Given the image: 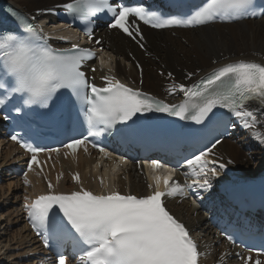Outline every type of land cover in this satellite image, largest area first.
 <instances>
[{"label": "snow or ice", "instance_id": "6c2138e0", "mask_svg": "<svg viewBox=\"0 0 264 264\" xmlns=\"http://www.w3.org/2000/svg\"><path fill=\"white\" fill-rule=\"evenodd\" d=\"M63 7L74 19L88 21L89 25L92 17L106 13L111 17L108 23L110 29H119L132 39L139 37L143 40L140 28L129 18L154 29L197 28L245 18L255 5L253 0H207L190 14L168 16L143 6H128L124 0H116V3L112 0H72ZM17 20L22 31L0 35V90H3L0 108L5 107L9 100L16 99L17 113H24L25 108L33 105L49 109L57 94L67 90L71 94L67 115L56 122L66 126L75 114L76 119L82 118L87 126L88 136L104 132L112 134L115 130L133 137L138 134L137 121L151 113L166 114L208 127L220 119L217 109L241 119L245 128L256 126L257 117L248 104L259 101L264 105V64L247 61L228 63L190 86L173 84L168 89L169 95L178 90L183 93V100L179 104H170L133 89L115 77H104V84L100 87L90 83L82 70L84 62L92 58L88 49L77 45L69 50L55 49L41 35L42 29L38 31L18 15ZM92 31L89 27L86 32L90 41ZM137 67L140 65L137 64ZM168 75L172 76L171 73ZM191 77L189 73L187 78ZM117 125L123 127L117 128ZM253 135L264 144V133L254 132ZM12 139L34 154L28 165L31 169L33 164L38 163L35 153L44 149L17 136ZM89 142L88 137L70 139L64 147L76 152L81 145ZM220 143L221 140L216 139L211 148L187 160L189 167L198 168L195 175L203 177L202 180L193 179V184L204 191L212 186L209 172L216 177L220 170L226 168L224 163L207 168L209 163L215 165L216 161L205 158ZM93 147L96 145L93 144ZM99 151L109 155L102 147ZM158 166L162 165L155 160L151 162L152 169ZM168 172L163 180L165 190H161L160 177H155L154 190L143 196L123 194L116 187L99 195L83 187L69 194L54 193L49 182L48 194L39 195L25 207L33 229L38 235H45L46 246L53 235L61 234L71 239L79 257L77 264H198L200 252L197 244L162 199L185 195L184 187L172 180L175 169L170 168ZM72 179L79 183L78 174ZM28 183L25 178V184ZM148 187L153 189L151 184ZM250 259L246 258L245 264ZM58 264H66L64 255L59 257ZM255 264H261V261L256 260Z\"/></svg>", "mask_w": 264, "mask_h": 264}, {"label": "bare ground", "instance_id": "6f19581e", "mask_svg": "<svg viewBox=\"0 0 264 264\" xmlns=\"http://www.w3.org/2000/svg\"><path fill=\"white\" fill-rule=\"evenodd\" d=\"M22 12L30 13L46 7L64 4L68 0H6ZM171 32V33H169ZM104 41L109 42L105 47L102 69L94 72L95 79L104 77L119 78L132 87L142 88L149 94L167 101H174L180 97L176 92L169 95L168 89L173 84H187L194 79L234 61H250L264 64V17L259 21L243 22L230 26H208L194 31H166L155 33L146 30L145 51H141L116 32L100 33ZM139 64L141 71L137 70ZM106 71L108 73H106ZM110 72V73H109ZM168 73L172 76L169 77ZM194 74L189 80L188 74ZM257 104L248 105L257 117L254 128H245L240 119L237 125L238 136L233 142L222 141L210 155L216 162L224 163L227 168L221 170L225 178L241 181H257L264 179V144L253 135L254 132L264 133V108ZM3 134V133H2ZM247 147L250 151L243 152ZM15 150L7 145L0 136V173L9 167L15 158ZM94 155L79 154L77 171L81 184L91 190L98 189L95 182ZM60 168L64 178L60 183L62 191L71 192L77 187L70 182L66 172L73 171L74 165L61 159ZM232 161V163H229ZM57 168V163H55ZM124 176L123 180L122 177ZM38 184L31 191L29 197L43 192V186ZM121 193L145 194L146 185L143 184L139 172L134 169L127 171V176L120 175L116 183ZM20 186L15 179H2L0 183V264H25L23 259L37 250L36 242L29 237L27 228L23 224L20 210ZM128 190V191H126ZM174 213L183 219L189 229L198 237L204 249L201 264H226L218 241L212 238L210 229L205 224L204 216L198 209L188 203L175 204ZM4 239V240H3ZM3 240V241H2ZM2 241V242H1Z\"/></svg>", "mask_w": 264, "mask_h": 264}, {"label": "rangeland", "instance_id": "374dc122", "mask_svg": "<svg viewBox=\"0 0 264 264\" xmlns=\"http://www.w3.org/2000/svg\"><path fill=\"white\" fill-rule=\"evenodd\" d=\"M3 240H4V239H3ZM3 240H2V241H3ZM2 241H1V242H2Z\"/></svg>", "mask_w": 264, "mask_h": 264}]
</instances>
